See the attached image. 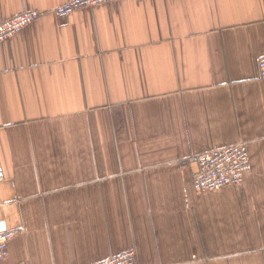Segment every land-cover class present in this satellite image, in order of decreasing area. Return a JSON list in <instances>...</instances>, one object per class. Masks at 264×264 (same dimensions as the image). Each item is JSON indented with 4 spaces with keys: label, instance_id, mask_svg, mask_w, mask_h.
<instances>
[{
    "label": "crops",
    "instance_id": "1",
    "mask_svg": "<svg viewBox=\"0 0 264 264\" xmlns=\"http://www.w3.org/2000/svg\"><path fill=\"white\" fill-rule=\"evenodd\" d=\"M0 0V264H264V0ZM245 144L242 186L189 158Z\"/></svg>",
    "mask_w": 264,
    "mask_h": 264
},
{
    "label": "built area",
    "instance_id": "2",
    "mask_svg": "<svg viewBox=\"0 0 264 264\" xmlns=\"http://www.w3.org/2000/svg\"><path fill=\"white\" fill-rule=\"evenodd\" d=\"M120 0H70L54 9L57 17H66L82 8H91ZM40 13L23 11L17 16L0 20V44L19 34L26 26L36 21ZM260 80L264 81V56L258 61ZM196 166L193 178L194 191H215L227 186H242L244 177L250 173L251 164L245 144L211 150L189 158ZM16 236L14 231L0 233V261L8 255L9 243ZM96 264H135V252L128 251Z\"/></svg>",
    "mask_w": 264,
    "mask_h": 264
}]
</instances>
